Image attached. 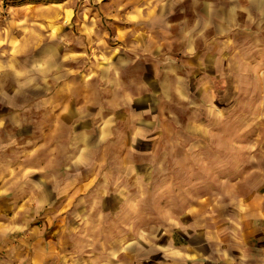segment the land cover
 Listing matches in <instances>:
<instances>
[{
	"label": "rangeland",
	"instance_id": "374dc122",
	"mask_svg": "<svg viewBox=\"0 0 264 264\" xmlns=\"http://www.w3.org/2000/svg\"><path fill=\"white\" fill-rule=\"evenodd\" d=\"M0 125V185L13 149L17 187L56 179L68 137L113 168L80 201H0L11 264L264 253V0H0Z\"/></svg>",
	"mask_w": 264,
	"mask_h": 264
},
{
	"label": "crops",
	"instance_id": "0c3cea01",
	"mask_svg": "<svg viewBox=\"0 0 264 264\" xmlns=\"http://www.w3.org/2000/svg\"><path fill=\"white\" fill-rule=\"evenodd\" d=\"M105 108H108V107L104 106V107L100 108L101 110L106 111L105 115L101 117V119L104 122H102L100 124V126H102L103 123L108 125V128L104 127L103 129H101V131L104 135L103 142H104V144H107L108 138L113 135L112 131H115L112 126L116 122H114V119L111 117L112 112L107 111V109H105ZM107 113H108V115H107ZM97 117H98L97 116V110L94 109V113L92 114V116L89 117V119H90L89 121H90V123L91 122L93 123V127H96V125H97V119H96ZM133 122L134 123L131 124V126H133V128L131 129L132 130L131 133L135 139H138L140 137V136H138L139 133H141V132L143 133V130L145 129V127H144L145 122L143 121V126H139L138 121H133ZM122 126H124V124H122ZM0 130H1V125H0ZM67 141H68L67 149H66L67 151H65L63 153V156L59 160L60 163H59V166L57 168L56 179L50 180L48 177V175L50 174V172L48 171L49 169L44 168V173L46 172L45 175H47V176H46V178L42 179L41 184L38 187H32L31 184L17 187L18 179H17L16 162L10 160V158H12V160L16 158V151H15V149H13L12 152L9 151L8 166H5V167H7L8 172L5 174V178L0 185V201H9L10 207L12 204V206L15 210L16 205H17L16 201H18L17 192L23 190L24 194L31 191L28 196H25L24 201H29V202L30 201H39V204L43 205L44 203H46L45 201H49V192L48 191H50V189H53V184H56V182H57V188H58V191H60V194L58 193L56 196H53V198L50 201H58V200L65 201L64 199L68 195H69V197L72 198L73 201H80V199L82 198V196H81L82 191L90 190L91 189L90 184H91V186H93L94 182H96V181H92L90 184L89 183L85 184L86 180H84V178L81 177L82 172L86 171L87 173L91 174L94 177L98 173H100V174H102V173L107 174L108 173L107 176L112 175L113 168L110 167L109 165L105 164L103 166V168L97 167L98 166L97 153L94 151V149L91 148V145L89 144L90 141L88 143L84 142L83 144H81L82 141L79 139H72V138L68 137V139L62 140V142H67ZM73 141H77V143H75ZM105 142H107V143H105ZM14 148H16L15 147V141H14ZM100 157H101V155H100ZM62 163H63V165H62ZM122 171H123V169H121L118 172L122 175ZM25 174H27V173H25ZM29 174H33V173L29 172ZM125 174L126 175L129 174V169L127 167L125 168ZM23 176H26V175H22V177ZM28 176H30V175H28ZM22 177H20V178H22ZM22 182H24L25 184L27 183L26 180H24ZM106 183L110 184L108 182L107 178H106ZM61 191H62V194H61ZM123 201H128V198L124 199ZM15 214H17V211H15ZM8 216H10V214ZM260 220L264 221V212L262 213V217ZM29 234H31L33 236L34 231H30ZM37 235H39V233ZM5 237H9L8 231L5 232ZM36 241L40 242V244H42L44 247H46V245H47V242L45 241L44 237L37 236ZM231 252L232 251H228V250H224V251L220 252L217 260L214 262H208L206 259H202V261L201 260L195 261V262H192V264H249V261H251V260L255 261L256 259L262 260L261 264H264V253L261 252L259 249L248 248L247 252L245 254L242 253V251H241V256L237 257V258L236 257L233 258L232 256H230ZM41 253H42L41 250L35 252V254L32 255L33 258L32 257L29 258L28 264H32V263L33 264H42L44 257ZM44 255L47 256L46 252H44ZM22 256H24V253L22 254ZM243 260H245V261H243ZM21 262H25V258L22 257ZM0 264H11L8 252L4 251V252L0 253ZM21 264H24V263H21ZM25 264H26V262H25Z\"/></svg>",
	"mask_w": 264,
	"mask_h": 264
}]
</instances>
